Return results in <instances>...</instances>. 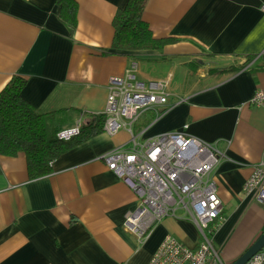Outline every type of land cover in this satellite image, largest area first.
Instances as JSON below:
<instances>
[{"label": "crops", "instance_id": "0c3cea01", "mask_svg": "<svg viewBox=\"0 0 264 264\" xmlns=\"http://www.w3.org/2000/svg\"><path fill=\"white\" fill-rule=\"evenodd\" d=\"M73 1L74 27L60 21L56 0H0V91L24 80L23 100L41 113L73 110L71 127L104 114L109 80L130 60L170 72L165 112H146L134 133L183 131L223 154L212 243L233 263L264 231V206L243 190L264 151V109L250 104L264 90V0H148L152 37L177 41L132 57L111 52L112 19L127 0ZM129 144L125 131L101 133L33 180L22 155L0 156V264H148L166 237L195 248L196 225L181 210L140 240L127 232L137 198L100 157Z\"/></svg>", "mask_w": 264, "mask_h": 264}, {"label": "built area", "instance_id": "2783aa9c", "mask_svg": "<svg viewBox=\"0 0 264 264\" xmlns=\"http://www.w3.org/2000/svg\"><path fill=\"white\" fill-rule=\"evenodd\" d=\"M171 77L170 72L148 70L130 60L122 77L109 80L102 133L113 136L125 131L130 144L100 159L137 198V210L126 223L127 232L137 239L145 237L153 224L174 217L179 210L196 225L199 243L195 248L166 237L148 264H224L212 243L223 218L213 178L223 154L183 131L141 140L143 132L133 130L146 112L154 111L156 117L165 112ZM250 104L264 109V90L256 91ZM81 125L80 120L60 130L57 139L67 142L77 137ZM243 190L264 206V151ZM244 264H264V246Z\"/></svg>", "mask_w": 264, "mask_h": 264}, {"label": "trees", "instance_id": "16d2710c", "mask_svg": "<svg viewBox=\"0 0 264 264\" xmlns=\"http://www.w3.org/2000/svg\"><path fill=\"white\" fill-rule=\"evenodd\" d=\"M148 0H127L113 19L111 52L132 53L160 51L177 40L154 39L142 14ZM59 19L75 26L77 4L73 0H56ZM102 54H106L102 51ZM25 81L12 77L0 91V156L25 159L29 179H38L51 173L52 163L77 145L102 133L104 115L84 116L80 133L70 141H59L57 133L68 128L73 110L41 113L21 97Z\"/></svg>", "mask_w": 264, "mask_h": 264}, {"label": "water", "instance_id": "95a60500", "mask_svg": "<svg viewBox=\"0 0 264 264\" xmlns=\"http://www.w3.org/2000/svg\"><path fill=\"white\" fill-rule=\"evenodd\" d=\"M264 246V231L257 238V240L241 255L236 261L231 264H244L246 263L255 253L261 250Z\"/></svg>", "mask_w": 264, "mask_h": 264}, {"label": "rangeland", "instance_id": "374dc122", "mask_svg": "<svg viewBox=\"0 0 264 264\" xmlns=\"http://www.w3.org/2000/svg\"><path fill=\"white\" fill-rule=\"evenodd\" d=\"M149 63V62H148ZM150 64H152V65H154L155 64V62H152V63H150ZM142 67H144L143 65H141ZM157 67H159V66H157ZM145 68V67H144ZM139 122H140V120L133 126V130L134 131H136V128L138 127V124H139Z\"/></svg>", "mask_w": 264, "mask_h": 264}]
</instances>
